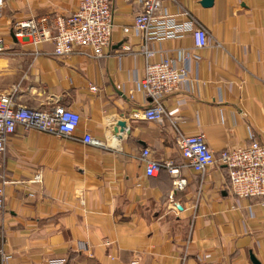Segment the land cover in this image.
<instances>
[{"label":"crops","instance_id":"0c3cea01","mask_svg":"<svg viewBox=\"0 0 264 264\" xmlns=\"http://www.w3.org/2000/svg\"><path fill=\"white\" fill-rule=\"evenodd\" d=\"M80 1L4 0L0 10V94L18 106H63L81 116L73 138L20 125L7 138L0 251L9 259L0 256V264H254L252 257L264 264V197L234 196L227 167L196 172L176 144L180 135L202 134L217 157L249 146L251 135L264 144V0L164 1L162 12L178 21L188 13L211 45L197 50L191 36L150 42L149 62L144 39L124 32L142 0H111L114 29L102 58L81 46L57 56L54 43L34 48L13 37L16 23L66 19ZM182 51L201 59L185 64ZM162 59L187 66L188 82L161 100L163 121L150 122L144 112L152 99L138 83ZM86 135L99 144H85ZM145 149L179 175L147 176ZM37 173L43 183H30Z\"/></svg>","mask_w":264,"mask_h":264},{"label":"built area","instance_id":"2783aa9c","mask_svg":"<svg viewBox=\"0 0 264 264\" xmlns=\"http://www.w3.org/2000/svg\"><path fill=\"white\" fill-rule=\"evenodd\" d=\"M167 0H142V11L135 17L132 27L124 28L125 33L134 32L141 36L145 44L142 51L149 62L156 55L149 50L150 42L181 40L191 36L197 50L211 45L207 31L188 13L186 19L178 21L176 16L162 12V4ZM4 0H0V10ZM114 29V12L111 0H81L78 10L70 17H47L40 20H24L15 24L12 35L15 39L28 43L36 48L40 44L54 43L57 56L69 55L75 46L88 47L96 58H102L110 47ZM6 51L4 39L0 37V54ZM179 59L185 64L201 57L190 51H182ZM188 67H177L171 59L150 62L143 79L138 83L139 89L152 103L144 112V118L150 122L163 121L166 110L161 102L164 96L175 92L188 82ZM96 91V87H91ZM174 113H170L173 116ZM81 123V116L63 106L51 110H35L27 106L15 105L8 94H0V154L6 150L7 138L18 125L28 132L35 130L55 135L60 138H73ZM175 124V123H174ZM252 143L245 147L229 148L219 157L207 145L202 134L180 135L177 148L186 161L185 165L196 172L204 173L207 169L219 164L230 172L231 191L241 199L264 197V144L251 135ZM88 145L99 142L90 135L83 138ZM142 160L146 164V174L157 176L162 169L173 175H179L180 169L170 162H162L151 157L145 149ZM33 184L43 183V175L37 173L30 181ZM178 184H183L180 181ZM32 197L33 195H29ZM4 207V191L0 186V211ZM2 260L9 257L0 251ZM48 264H67L66 259L49 260ZM134 264H139L136 261Z\"/></svg>","mask_w":264,"mask_h":264},{"label":"water","instance_id":"95a60500","mask_svg":"<svg viewBox=\"0 0 264 264\" xmlns=\"http://www.w3.org/2000/svg\"><path fill=\"white\" fill-rule=\"evenodd\" d=\"M212 4V0H205V5L210 6ZM254 264H260L254 257H252Z\"/></svg>","mask_w":264,"mask_h":264}]
</instances>
